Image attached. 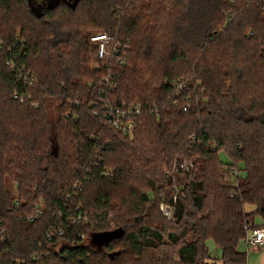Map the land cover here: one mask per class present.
Here are the masks:
<instances>
[{"label": "trees", "instance_id": "16d2710c", "mask_svg": "<svg viewBox=\"0 0 264 264\" xmlns=\"http://www.w3.org/2000/svg\"><path fill=\"white\" fill-rule=\"evenodd\" d=\"M37 2L0 0V264H247L245 225L264 226V0ZM93 29L131 38L110 88ZM181 76L183 93L165 84ZM101 95L141 100L138 127L94 115ZM183 95L189 111L170 102ZM182 160L193 169L167 172ZM78 212L88 221L67 223Z\"/></svg>", "mask_w": 264, "mask_h": 264}, {"label": "built area", "instance_id": "2783aa9c", "mask_svg": "<svg viewBox=\"0 0 264 264\" xmlns=\"http://www.w3.org/2000/svg\"><path fill=\"white\" fill-rule=\"evenodd\" d=\"M91 43H93L96 48L92 68L97 71L106 69L107 73L103 75V82L107 88L113 87V85L117 83L119 75L111 70V66L114 64L122 65L127 62L126 60L129 58L132 49L131 38L125 37L122 33L96 32L91 36ZM11 65L13 69L16 66L14 64ZM22 71H27V77L25 79H27L31 85H34L36 82L35 75L31 71L26 70V67L21 69V73ZM165 84L178 93H183L187 89V81L184 76L174 79L166 78ZM15 97L20 98V100L23 102L27 96L26 94L21 96L16 94ZM170 102L174 105V107L182 108L183 111H189L192 108L190 95H183L180 98L170 100ZM79 104L80 103L77 101L76 105ZM89 105L93 106L94 115L102 117L108 122V124L110 123L114 128L123 132H130L138 127V116L142 115L144 110V103L139 99L119 105L108 99L107 95H101L98 100L90 101ZM152 108L153 113L157 115L159 112V104L155 103ZM67 116H70V113H68ZM193 167V161L182 160L181 162H176L172 166V169H169L167 172L177 170L191 171ZM231 172L235 177H237L239 174V172L234 168H232ZM105 175L110 176L111 170L106 171ZM174 200H176V197ZM13 206L14 208H17L19 206V201L16 200ZM161 210L163 214L169 219H175L174 207L172 204L161 202ZM43 211L44 210L42 207L38 208L36 210L35 216H33L31 219L33 220L41 216ZM87 219L88 217L83 214V212H78L75 215H70L66 221H68L67 223L69 224H77L82 223L84 220L88 221ZM245 229L247 230V234L244 243H246L248 249L254 247H264V226L256 225V227H251L250 225H245ZM64 232L65 226L61 225L48 232L46 236L49 240H52L56 237V234L63 235ZM6 234L7 227L4 225V223H2L0 217V236L3 237L4 240L7 239ZM85 237L86 234H81V238ZM33 259H38V255H34ZM20 262L21 261H19V263Z\"/></svg>", "mask_w": 264, "mask_h": 264}, {"label": "crops", "instance_id": "0c3cea01", "mask_svg": "<svg viewBox=\"0 0 264 264\" xmlns=\"http://www.w3.org/2000/svg\"><path fill=\"white\" fill-rule=\"evenodd\" d=\"M248 209L250 211H253L254 206L248 205ZM255 223L256 224H262L263 223V220L259 215L256 216ZM208 245H209L210 250L212 251L213 255H215L216 258H220L221 254H222L221 248L217 244L213 243V241H211V240L208 241ZM211 246H215V250H219V252H217V253L214 252L212 250ZM247 255L249 257L247 264H264V247L250 248L249 253Z\"/></svg>", "mask_w": 264, "mask_h": 264}, {"label": "rangeland", "instance_id": "374dc122", "mask_svg": "<svg viewBox=\"0 0 264 264\" xmlns=\"http://www.w3.org/2000/svg\"><path fill=\"white\" fill-rule=\"evenodd\" d=\"M38 0H32V5H33V7L36 5H38V2H37ZM54 0H47V3L49 2V3H52ZM58 1V0H57ZM43 3H45V2H43ZM40 4H42V3H39V5ZM38 7H41V6H38ZM96 32H103L101 29H93L92 30V33L94 34V33H96ZM53 107V106H52ZM53 109V111H55V106L52 108ZM220 158H222V160L225 162H229L230 161V158H228V156L226 155V153H224V152H221L220 153ZM242 165V167L244 166L243 164H241ZM13 191L14 192H16V189L14 188L13 189ZM149 194L151 195V198H154L155 197V194H153V192L152 191H149ZM100 236V235H99ZM99 236L97 237V238H99ZM95 235H93L92 236V239H91V241L93 242V243H95V244H97L98 246L103 242H101V240H99V242H97L96 240H95ZM102 240H104L103 239V237H102ZM212 247V250L214 251V252H219V250H215V246H211ZM171 248H172V252H174L175 253V246H171ZM175 250H174V249ZM241 249L242 250H245V251H247V254L249 253V249L247 248V246H246V243H244V241L242 242V245H241ZM174 250V251H173ZM209 254L214 258L215 257V255H213V253H212V251L210 250V252H209ZM247 257H248V255H247ZM249 258V257H248Z\"/></svg>", "mask_w": 264, "mask_h": 264}, {"label": "water", "instance_id": "95a60500", "mask_svg": "<svg viewBox=\"0 0 264 264\" xmlns=\"http://www.w3.org/2000/svg\"><path fill=\"white\" fill-rule=\"evenodd\" d=\"M125 233H124V230L123 229H119V230H115V231H113V232H104V233H99V234H96L95 236V240L97 241V242H99V240H101V242L103 241H106V240H108V239H111V238H113L114 236H116V235H119V236H123ZM100 235V236H99ZM99 236V238H97ZM102 237H103V239L104 240H102ZM102 242V243H103ZM101 243V244H102ZM100 244V245H101Z\"/></svg>", "mask_w": 264, "mask_h": 264}]
</instances>
